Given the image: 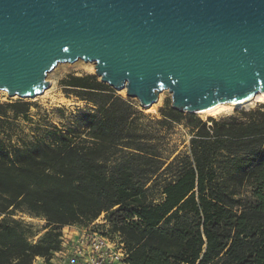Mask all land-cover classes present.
Wrapping results in <instances>:
<instances>
[{"label": "trees", "instance_id": "trees-1", "mask_svg": "<svg viewBox=\"0 0 264 264\" xmlns=\"http://www.w3.org/2000/svg\"><path fill=\"white\" fill-rule=\"evenodd\" d=\"M60 88L89 109L18 146L12 125L32 104L0 102V264L48 261L64 227L100 215L128 264H264V103L207 120L166 104L152 118L95 74ZM173 124L189 136L172 157ZM17 213L43 221L38 239Z\"/></svg>", "mask_w": 264, "mask_h": 264}, {"label": "water", "instance_id": "water-1", "mask_svg": "<svg viewBox=\"0 0 264 264\" xmlns=\"http://www.w3.org/2000/svg\"><path fill=\"white\" fill-rule=\"evenodd\" d=\"M94 63L140 106L180 112L264 91V0H0V90L32 99L58 63Z\"/></svg>", "mask_w": 264, "mask_h": 264}, {"label": "rangeland", "instance_id": "rangeland-1", "mask_svg": "<svg viewBox=\"0 0 264 264\" xmlns=\"http://www.w3.org/2000/svg\"><path fill=\"white\" fill-rule=\"evenodd\" d=\"M86 73L94 74V68L90 66V62H84L78 59L73 63H58L47 74L46 80L48 81V87L43 93L32 99H24L32 104L28 114L29 120L24 121L18 119L13 123L9 142L18 146L22 144V140L32 141L36 137H44L47 135L46 130L49 125L64 127L65 123L72 120L78 111L88 110L89 106L84 101L77 100L73 96L65 97L60 88V80L65 76L69 74L81 75ZM116 93L124 98H129L126 96L125 92L116 91ZM17 98V96L9 97L7 92L0 90V102H7L10 99L15 100ZM130 99L137 104L140 110L152 118L160 116L159 109L161 107L166 104L170 105V93L167 90L161 91L157 101L148 107L140 106L135 98ZM253 103L254 102L234 107L230 112L232 113L235 110L253 108L260 104L257 102ZM230 112L228 114H230ZM195 115L202 119L201 116L197 114ZM222 115H219L218 117ZM208 118L202 120H207ZM188 136V130L183 125L173 124L164 140L165 154H172L171 156L173 157L176 154L185 151V147L188 143ZM6 141H8V139ZM14 218L22 219L23 221L30 223L33 230L38 234L35 236V239H38L43 233L40 229L43 223L42 220L29 217L23 213H17L14 215ZM36 264H43V262L40 261Z\"/></svg>", "mask_w": 264, "mask_h": 264}, {"label": "built area", "instance_id": "built-area-1", "mask_svg": "<svg viewBox=\"0 0 264 264\" xmlns=\"http://www.w3.org/2000/svg\"><path fill=\"white\" fill-rule=\"evenodd\" d=\"M64 228L70 236L62 232L60 248L50 260L57 254L64 264H128L123 243L117 234L109 232L103 215L84 227Z\"/></svg>", "mask_w": 264, "mask_h": 264}, {"label": "bare ground", "instance_id": "bare-ground-1", "mask_svg": "<svg viewBox=\"0 0 264 264\" xmlns=\"http://www.w3.org/2000/svg\"><path fill=\"white\" fill-rule=\"evenodd\" d=\"M90 66L92 68H94V63L90 62ZM121 92H124V90H121ZM251 102L264 103V91L263 92H258L257 94H255V95H253V96H251V97H249V98H247V99H245L243 101H239V102H221V103H217L216 105H214V106H212L210 108L194 111V113L199 115V116H201L202 119H205V118H208V117L216 118L219 115L226 114V113L228 114L234 107L242 106L244 104H248V103H251ZM152 104H150V105H152ZM150 105H147L145 107H148Z\"/></svg>", "mask_w": 264, "mask_h": 264}, {"label": "crops", "instance_id": "crops-1", "mask_svg": "<svg viewBox=\"0 0 264 264\" xmlns=\"http://www.w3.org/2000/svg\"><path fill=\"white\" fill-rule=\"evenodd\" d=\"M66 227H68V226H66ZM67 231L68 230L66 228L62 229V232H66V233H64V236H66V235L67 236H70ZM40 261L43 262V264H64V260H62V257L61 256L59 257L57 254H55L53 256V259L52 260L49 259L48 261H45L41 257H35V259L33 260V264H36L37 262H40Z\"/></svg>", "mask_w": 264, "mask_h": 264}]
</instances>
